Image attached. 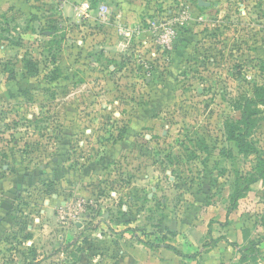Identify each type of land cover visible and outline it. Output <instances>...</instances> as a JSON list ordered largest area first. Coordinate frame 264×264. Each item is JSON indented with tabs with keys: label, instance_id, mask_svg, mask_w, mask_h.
Segmentation results:
<instances>
[{
	"label": "rangeland",
	"instance_id": "1",
	"mask_svg": "<svg viewBox=\"0 0 264 264\" xmlns=\"http://www.w3.org/2000/svg\"><path fill=\"white\" fill-rule=\"evenodd\" d=\"M203 1L91 0L86 20L0 5V264L264 262V179L233 206L259 158L226 131L264 90V0Z\"/></svg>",
	"mask_w": 264,
	"mask_h": 264
},
{
	"label": "trees",
	"instance_id": "2",
	"mask_svg": "<svg viewBox=\"0 0 264 264\" xmlns=\"http://www.w3.org/2000/svg\"><path fill=\"white\" fill-rule=\"evenodd\" d=\"M26 67L33 65L32 70L35 73L40 72V68L34 65H38V62L32 61L31 59H25ZM52 76L48 79L50 82L57 81L60 78L59 69H54ZM258 97L247 99L244 104L241 106V115L238 118L237 122L229 124L226 123V131L230 133V138L235 141L240 152L248 155H256L259 158L256 169H258V176L250 179H244L243 185L236 188L235 193L233 194V206L236 205L242 197L245 196L246 192L249 190L250 185L258 181V179H264V156L260 155L258 148L248 140L251 132L254 130L256 125V114L258 112V104H264V90L257 92ZM204 150H208V147L205 145V141H202ZM169 250L175 252L177 255L183 258H193L194 256L183 253L181 250L176 248L173 245L166 244L165 246ZM248 258L242 256L240 258L241 262H246Z\"/></svg>",
	"mask_w": 264,
	"mask_h": 264
},
{
	"label": "built area",
	"instance_id": "3",
	"mask_svg": "<svg viewBox=\"0 0 264 264\" xmlns=\"http://www.w3.org/2000/svg\"><path fill=\"white\" fill-rule=\"evenodd\" d=\"M56 6L59 9H63L65 5L67 4V0H52ZM74 9L81 20H86L87 18H90L92 16V10L90 7L89 2H83L81 4H76L74 6ZM96 18L102 22H107L110 19V11L109 7L107 5H101L100 8L97 11ZM116 30L119 36L123 37L125 41L130 39L131 34H136L140 31V28L135 26H128L126 24H117ZM169 34H172V36L175 35V31L171 28L164 30L163 33L160 34L159 39L161 40L160 45L166 50L170 51L172 48L171 45V37H169ZM160 47V46H159ZM168 49V50H167Z\"/></svg>",
	"mask_w": 264,
	"mask_h": 264
},
{
	"label": "crops",
	"instance_id": "4",
	"mask_svg": "<svg viewBox=\"0 0 264 264\" xmlns=\"http://www.w3.org/2000/svg\"><path fill=\"white\" fill-rule=\"evenodd\" d=\"M9 1H16V0H0V5L6 6ZM85 1L90 3L91 0H67V4L65 5V7L63 9H64L65 12L66 11L72 12L73 11L72 9L74 8V6L76 4H81V3L85 2ZM95 1H97V0H95ZM174 254H176V253L174 252ZM223 254L226 255V252H224ZM188 255H190V254H188ZM177 256L180 257V258H183V257H181L179 255H177ZM170 257L172 258V256H170ZM263 257H264V254H263ZM184 259H187V258H184ZM259 261L260 262L258 264H264V262L261 261L260 259H259ZM174 262H175V264H177V260L174 259ZM128 263L129 264H162L163 261H161V259H159L158 257H156V256H154L152 254L137 253V254H135L134 257H129L128 258ZM252 264H256V263H252Z\"/></svg>",
	"mask_w": 264,
	"mask_h": 264
},
{
	"label": "water",
	"instance_id": "5",
	"mask_svg": "<svg viewBox=\"0 0 264 264\" xmlns=\"http://www.w3.org/2000/svg\"><path fill=\"white\" fill-rule=\"evenodd\" d=\"M199 5L201 6H209L210 4L207 2H204L203 0H199Z\"/></svg>",
	"mask_w": 264,
	"mask_h": 264
}]
</instances>
